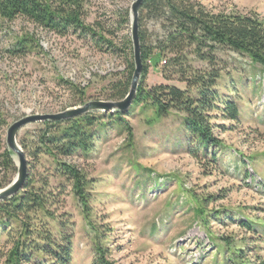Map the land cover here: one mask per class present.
Here are the masks:
<instances>
[{"label": "rangeland", "instance_id": "374dc122", "mask_svg": "<svg viewBox=\"0 0 264 264\" xmlns=\"http://www.w3.org/2000/svg\"><path fill=\"white\" fill-rule=\"evenodd\" d=\"M133 1L85 0V23L98 22L112 33L103 36L122 50L124 40L130 39ZM197 1L213 12H254L264 19V0ZM159 24L153 19L140 23L147 43L161 37ZM93 45L89 38L60 36L24 18L1 21L0 148L7 127L25 115L53 114L106 100L111 84L125 74L130 56L125 51L104 53ZM215 57L210 66L220 73L215 88L235 102L238 119L211 112L220 142L209 147L207 157L200 153L195 158L186 151L182 114L171 111L159 117L152 109L131 104L122 117L132 131V142L126 130L107 125L99 130L86 158L69 160L91 181L90 225L70 186L62 180L59 188L62 181L52 176L50 157L41 156L38 164L28 159L30 174L46 176L50 188L62 192L51 208L71 222L66 229L73 235L71 264H92L95 243L107 249L115 264H264V75L258 65L230 50H217ZM157 58L154 55L148 63L144 85L184 89L185 83L171 69L166 70L170 79H165L163 61L155 65ZM186 64L191 70L209 68L191 54ZM78 90L84 93L81 103ZM103 120L108 121L106 115ZM36 128L37 123L25 125L17 140ZM199 207L205 219L198 215ZM236 250L242 257L229 260ZM3 251L0 246V257Z\"/></svg>", "mask_w": 264, "mask_h": 264}, {"label": "trees", "instance_id": "16d2710c", "mask_svg": "<svg viewBox=\"0 0 264 264\" xmlns=\"http://www.w3.org/2000/svg\"><path fill=\"white\" fill-rule=\"evenodd\" d=\"M84 4L85 0H0V23L20 17L60 36L71 33L79 38H89L93 46L104 53L125 51L130 56L125 74L111 84V92L106 95V100H121L130 88L134 71L131 40L126 38L121 50L113 40L103 36V33H112L100 27L98 22L86 24ZM145 19L159 21L162 35L151 45L147 43L144 30L140 28L138 31L142 72L132 107L152 109L159 117L171 111L182 114L181 125L188 134V142L184 144L186 151L195 158L200 153L207 157L209 147L220 142L214 135L211 112L217 111L231 121L238 119L235 102L215 88L220 75L219 70L210 67L215 62V52L227 49L247 57L259 66L264 75V19L254 12H213L197 0H143L139 8V26ZM189 54L209 68L191 70V66L186 64ZM154 55L158 56L155 65L163 61L161 72L165 79H170L166 70L171 69L179 81L185 83L184 89L170 84L144 85L148 63ZM78 93L81 103L84 93L82 90ZM127 111L101 115L87 112L61 121L36 122V130L18 140L27 163L29 159L38 164L41 156L50 157L54 163L52 176L70 186L88 225L90 206L87 189L91 181L82 167L69 160L86 158L94 149L99 130L103 131L107 125L126 130V139L132 142V131L122 117L128 114ZM105 115L108 118L106 123L103 120ZM210 155L215 159L214 153ZM16 172L13 153L2 143L0 188L7 186ZM63 181L59 188L63 187ZM52 189L46 176L36 178L27 170L22 188L0 201V246L4 248L0 264H71L73 235L66 231L71 222L51 208L62 193H55ZM197 212L205 219L206 214L201 207ZM241 223L251 226L248 222ZM241 252H231L229 260L241 258ZM92 264L115 263L108 257L107 249L95 243Z\"/></svg>", "mask_w": 264, "mask_h": 264}, {"label": "water", "instance_id": "95a60500", "mask_svg": "<svg viewBox=\"0 0 264 264\" xmlns=\"http://www.w3.org/2000/svg\"><path fill=\"white\" fill-rule=\"evenodd\" d=\"M143 0H134L130 6L131 26H130V39L132 43L134 71L131 78L130 88L121 100H98L88 101L80 106L68 108L62 112L53 114H32L25 115L20 119L11 123L5 134V144L7 149L13 153L16 158L15 163L17 172L14 179L4 188L0 189V201L10 198L16 194L21 188L27 177V161L23 150L21 149L17 135L19 130L27 124L41 122V121H61L70 119L87 112H120L124 113L132 104L136 96V89L138 87L139 78L142 72V61L140 57V42H139V8Z\"/></svg>", "mask_w": 264, "mask_h": 264}]
</instances>
